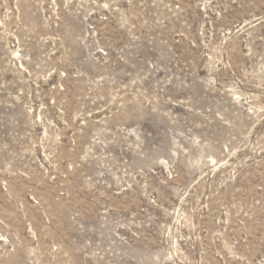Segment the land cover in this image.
<instances>
[{"label": "rangeland", "instance_id": "rangeland-1", "mask_svg": "<svg viewBox=\"0 0 264 264\" xmlns=\"http://www.w3.org/2000/svg\"><path fill=\"white\" fill-rule=\"evenodd\" d=\"M0 264H264V0H0Z\"/></svg>", "mask_w": 264, "mask_h": 264}]
</instances>
